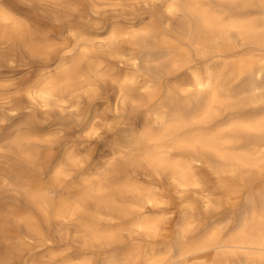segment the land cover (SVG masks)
Listing matches in <instances>:
<instances>
[{
  "label": "clouds",
  "instance_id": "9594fccd",
  "mask_svg": "<svg viewBox=\"0 0 264 264\" xmlns=\"http://www.w3.org/2000/svg\"><path fill=\"white\" fill-rule=\"evenodd\" d=\"M148 4L0 0V264L167 260L150 250L169 201L141 198L109 172L113 125L144 106ZM171 182L183 196L187 185Z\"/></svg>",
  "mask_w": 264,
  "mask_h": 264
},
{
  "label": "bare ground",
  "instance_id": "6f19581e",
  "mask_svg": "<svg viewBox=\"0 0 264 264\" xmlns=\"http://www.w3.org/2000/svg\"><path fill=\"white\" fill-rule=\"evenodd\" d=\"M149 2L152 5L149 32L139 38V45L146 81L144 105L158 100L149 112L158 131L147 130L142 134L136 144L139 154L135 161L151 172L152 168L162 170L161 174L167 175L170 181L175 176L187 185L184 190L199 186L194 168L205 166L216 177L226 194L224 205L230 208L221 219L204 231H198L191 215L192 204L184 203L177 221L167 222L151 254L167 255L164 264L169 261L175 264H264V182L262 187L242 195L228 181L231 178L247 184L263 176L264 0ZM227 44L260 51L256 58L233 61L229 78L232 86L221 83L220 75L208 64L212 55L225 51ZM166 55H171V59L163 60L165 65L158 69ZM195 58L205 60L203 72L195 67ZM182 69L188 73L187 81L175 87L163 86V75H174ZM220 91L227 98L236 91L247 96L238 104L227 106ZM217 106L225 109L247 106L254 112L252 119L226 125L238 133L247 149L231 151V142L220 135L219 129L202 131L209 128L205 125L214 118ZM119 170L113 168L115 173ZM173 186L180 191L175 184ZM125 189L136 192L141 198L161 196L138 186ZM239 198L240 206L235 208ZM204 202L206 208L211 206L209 200ZM104 207H109L107 202ZM99 216L104 217V212ZM97 221L108 222L106 218ZM150 227L148 223L137 225L139 229Z\"/></svg>",
  "mask_w": 264,
  "mask_h": 264
},
{
  "label": "rangeland",
  "instance_id": "374dc122",
  "mask_svg": "<svg viewBox=\"0 0 264 264\" xmlns=\"http://www.w3.org/2000/svg\"><path fill=\"white\" fill-rule=\"evenodd\" d=\"M151 6L149 2L148 7L144 9V12L147 13L145 19H149ZM224 50L225 51L221 55H212L208 64L216 74L220 75L221 83L232 86L231 84L233 83H229V78H231L230 73L232 71L233 61L239 58H256L260 51L249 46L239 47L234 44H227ZM170 59L171 55L163 57L162 61H160L161 64L159 63L158 69L165 65L164 61H169ZM225 62L227 64H225ZM193 63L199 71L203 72L206 65L204 59L195 58ZM187 80L188 73L185 69H182L174 75H163V86L175 87ZM219 93L221 99H224V102L227 103V106L238 104L245 100L247 96L246 93L240 91L234 92L231 98H227L222 91ZM157 102L158 100L151 101L136 111H129L119 120V123L113 125L109 146L113 149L115 159L109 172L112 176H123L127 178L123 188L127 186H138L165 197L169 201V208L166 209V211L171 213L170 219L167 222L172 221V219L177 221L182 205L188 202L191 203L193 207L191 215L196 221L198 231H204L212 222L221 219L224 216L223 214L230 209L224 205L226 194L218 185L216 177L208 168L196 165L194 171L199 186L184 190V195L180 196L177 194L178 191L167 175L161 174V178L157 179L155 174L142 163L137 164L135 161L139 154V146H136V144L141 141L142 134L147 130H151L153 133L158 131L157 126L152 123L149 113L156 106ZM215 111L214 118L205 125L209 126V128L203 129L202 131H217L219 129L220 131L218 132H220V135L228 138L231 142V145H229L231 151L238 152L247 149L248 146L245 145L244 140L239 138L238 133L228 129L226 125L228 122L232 121L241 122L252 119L254 112L247 106H239L232 109H225L222 106H217ZM113 168H120V172L115 173ZM262 175V177L254 178L247 184L240 183L231 178H228V181L232 182L235 188L240 191V194L244 195L253 188L262 187L264 182V170ZM148 177L151 178L149 179ZM205 200H209L211 206L206 208ZM240 203L241 199L239 198L236 200L234 207H239ZM97 223L101 226L106 222L97 221Z\"/></svg>",
  "mask_w": 264,
  "mask_h": 264
}]
</instances>
